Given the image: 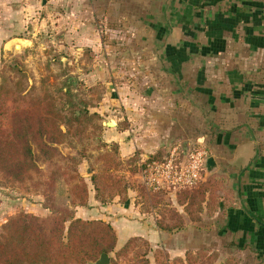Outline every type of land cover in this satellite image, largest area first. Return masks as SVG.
<instances>
[{"label": "crops", "instance_id": "0c3cea01", "mask_svg": "<svg viewBox=\"0 0 264 264\" xmlns=\"http://www.w3.org/2000/svg\"><path fill=\"white\" fill-rule=\"evenodd\" d=\"M39 3L75 43L103 55L89 72L101 88L90 110L105 146L135 162L138 176L140 158L200 145L213 161L203 174L222 175L227 194L214 213L194 216L172 189L178 213L151 221L128 200L105 206L91 191L74 215L109 222L116 237L176 238V249L245 243L264 264V0Z\"/></svg>", "mask_w": 264, "mask_h": 264}, {"label": "rangeland", "instance_id": "374dc122", "mask_svg": "<svg viewBox=\"0 0 264 264\" xmlns=\"http://www.w3.org/2000/svg\"><path fill=\"white\" fill-rule=\"evenodd\" d=\"M40 5L39 0H0V80L2 76L11 75L9 66L15 59L25 73L26 88L31 87V93L36 94L41 102L49 99L61 106L65 96L63 92L67 87L75 97H82L89 102L90 110L101 88L94 82L96 71L89 72V66L95 67L103 55L98 56L97 51L91 50L90 47L75 43L73 36L75 31L67 30L63 24L60 26L56 24L54 19L58 16L49 14ZM15 37H21L23 40L17 41L13 39ZM1 105L0 125L7 128L9 125L7 113L12 106L8 100L0 101ZM99 132L96 130V134ZM82 139L85 140L84 137ZM110 144L94 147L95 143L91 141L81 149L75 135L70 134L59 144L62 153L73 159L70 161L60 158L62 165L69 171L74 169L86 182L85 204L89 192L92 191L94 199L104 202L105 206L111 203L113 198L117 201L128 200L133 205L131 213L137 214L138 211L151 221L175 216L180 206L176 204L175 196H172V189L146 190L138 176H135V162L127 159H117V162L111 165L109 163L110 167L104 168L105 172L101 175V183L105 187L103 199L99 200L94 196L88 177L93 172L104 170L100 153L110 152ZM140 160L142 159L140 158L139 162ZM202 176L203 179L185 189L188 193L186 196L190 198L183 199L188 202L183 208L194 216L214 213L219 206L225 204L222 195H227L224 182L216 174L207 169ZM71 182L63 179L55 182V203L69 204L66 197ZM42 200L43 196L34 174L31 173L30 177L20 181H9L0 173V233L2 224L15 214L21 213L23 218L34 214L48 215L50 212L43 207ZM98 205L94 202V206ZM96 212L94 210V213L88 216L96 217L98 214ZM63 225L65 228L66 222ZM115 238L114 248L107 253L109 256L107 264H259L253 262L254 258L250 259L253 254L250 249L254 248L245 243L225 247L226 249H221L220 246L176 249V238L169 239L166 236L155 239L115 235ZM125 242L123 250H118ZM258 249H264V244ZM92 260L81 264H87Z\"/></svg>", "mask_w": 264, "mask_h": 264}, {"label": "trees", "instance_id": "16d2710c", "mask_svg": "<svg viewBox=\"0 0 264 264\" xmlns=\"http://www.w3.org/2000/svg\"><path fill=\"white\" fill-rule=\"evenodd\" d=\"M9 70L11 75L0 80V101L8 100L12 106L7 113L8 127L0 125V173L9 181L34 174L43 196L42 205L50 213L27 218L18 213L2 224L0 264H81L95 259L100 252L107 254L115 245L114 231L101 219L74 215L73 207L86 202L87 185L74 169L69 171L62 165L60 158L73 159L59 148L69 134L75 135L81 149L91 141L94 147L105 146L100 132L96 134L101 127L99 114L88 110L89 102L75 97L67 87L61 106L49 99L41 102L31 93V87L26 88L25 73L15 59ZM100 157L103 169L117 162L116 145L111 143L110 152L102 151ZM104 172L105 169L93 172L88 177L99 200L103 199L105 188L101 183ZM217 177L224 180L222 175ZM58 179L72 181L67 188L68 205L54 202V184ZM186 188H177L180 202L190 198ZM187 203L185 200L184 204ZM125 244L118 250H123ZM232 245L236 244L227 240L221 249Z\"/></svg>", "mask_w": 264, "mask_h": 264}, {"label": "built area", "instance_id": "2783aa9c", "mask_svg": "<svg viewBox=\"0 0 264 264\" xmlns=\"http://www.w3.org/2000/svg\"><path fill=\"white\" fill-rule=\"evenodd\" d=\"M206 157V150L200 145L174 149L161 158L141 160L137 175L141 184L151 191L190 187L202 178Z\"/></svg>", "mask_w": 264, "mask_h": 264}, {"label": "water", "instance_id": "95a60500", "mask_svg": "<svg viewBox=\"0 0 264 264\" xmlns=\"http://www.w3.org/2000/svg\"><path fill=\"white\" fill-rule=\"evenodd\" d=\"M15 40H23L21 37H15L13 38ZM213 161L210 156H207L205 159V167H210L212 166ZM109 262L108 255L105 252H100L99 255L93 259L92 261L88 262L87 264H107Z\"/></svg>", "mask_w": 264, "mask_h": 264}]
</instances>
